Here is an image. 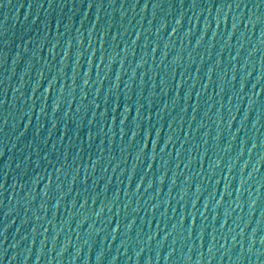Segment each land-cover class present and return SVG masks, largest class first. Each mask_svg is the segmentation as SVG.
Listing matches in <instances>:
<instances>
[{"label":"water","instance_id":"95a60500","mask_svg":"<svg viewBox=\"0 0 264 264\" xmlns=\"http://www.w3.org/2000/svg\"><path fill=\"white\" fill-rule=\"evenodd\" d=\"M0 264H264V0H0Z\"/></svg>","mask_w":264,"mask_h":264}]
</instances>
